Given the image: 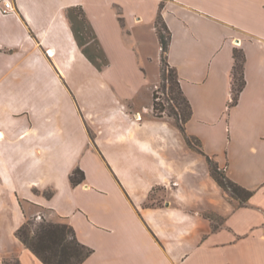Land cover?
<instances>
[{
  "label": "crops",
  "instance_id": "obj_1",
  "mask_svg": "<svg viewBox=\"0 0 264 264\" xmlns=\"http://www.w3.org/2000/svg\"><path fill=\"white\" fill-rule=\"evenodd\" d=\"M11 2L0 11V264H44L15 235L36 209L92 249L81 264H264V0H166L161 11L191 107L186 131L254 191L242 206L174 124L148 115L159 0ZM75 6L107 57L101 68L76 42ZM235 46L245 85L229 107ZM76 167L85 178L73 185Z\"/></svg>",
  "mask_w": 264,
  "mask_h": 264
},
{
  "label": "trees",
  "instance_id": "obj_2",
  "mask_svg": "<svg viewBox=\"0 0 264 264\" xmlns=\"http://www.w3.org/2000/svg\"><path fill=\"white\" fill-rule=\"evenodd\" d=\"M165 2L166 0H159V9L154 20V28L159 41L161 55L164 57V63L166 66H170L172 68L174 77L171 74H163L165 79L170 81L172 88L174 90L177 89L179 98L181 99L180 100L178 96L172 97V99H175L177 102V110L173 111L177 121L170 122L180 130L187 145L205 157L211 176L223 189L229 201H231L234 206L245 205L254 191L245 188L232 180L227 175L226 169L224 167H220L216 159L203 150L200 139L195 135L187 133L186 131L185 123L191 116V107L180 88L176 69L167 61V51L170 44L171 32L161 13ZM75 11L83 13L80 6L69 7L66 10V16L70 21L71 29L77 44L82 48L86 57L97 68L107 65V57L97 40L92 26L85 18H81V20L75 22V17L73 16ZM74 23H78L84 31L88 29V32H86L90 34L96 48L94 53H89L84 47L85 42H83L82 37L79 34V29ZM232 56L233 65L231 68V99L228 103L229 107L237 103L240 92L245 85V53L242 48L235 46L232 50ZM185 108L186 111H184ZM154 117L160 118L157 116ZM84 178V172L79 167L74 168L69 174V180L73 185L82 182ZM45 194L50 196L52 191H47ZM204 216L211 219L215 223L221 222V218L214 212H205ZM57 218L61 221H58L57 219L48 220L42 216L38 217V219H36V217H29L21 226L17 228L15 235L44 264H81V262L91 254L92 249L77 239L75 231L68 221L61 217ZM13 262L14 264H19V261L15 257H11L5 261L6 264H13Z\"/></svg>",
  "mask_w": 264,
  "mask_h": 264
},
{
  "label": "rangeland",
  "instance_id": "obj_3",
  "mask_svg": "<svg viewBox=\"0 0 264 264\" xmlns=\"http://www.w3.org/2000/svg\"><path fill=\"white\" fill-rule=\"evenodd\" d=\"M73 16L75 17V22H78V20H81V18H85V14L80 13L79 11H75L73 13ZM74 24L77 25V28L79 29V34L81 35L83 42H85L84 47L89 53H94L96 51V48L92 38L90 37V34L87 33L88 29L84 31V29L78 23ZM146 48L148 50L149 55L152 57V59H150L147 63L148 75L151 78L154 75L156 76L154 85H152L148 89V92L151 94V101H149L150 110L148 112V115L157 116L171 122H176L177 119L174 116L173 111L177 110V102L175 101V99H172V97L178 96L179 98V94L177 89L174 90L172 88L170 81L165 79V76L163 74H171L174 77V72L170 66L165 65L164 57L163 55H161L160 48L156 57V48L154 46V43L151 42V40H149L146 44ZM184 111H186V108ZM36 210L37 214H40L41 216L46 215L51 218L55 217L52 213L38 211V209ZM40 215H36V219H38ZM55 219L61 221L57 217H55Z\"/></svg>",
  "mask_w": 264,
  "mask_h": 264
},
{
  "label": "built area",
  "instance_id": "obj_4",
  "mask_svg": "<svg viewBox=\"0 0 264 264\" xmlns=\"http://www.w3.org/2000/svg\"><path fill=\"white\" fill-rule=\"evenodd\" d=\"M14 6L11 2V0H0V11L3 14L10 13L14 11Z\"/></svg>",
  "mask_w": 264,
  "mask_h": 264
}]
</instances>
